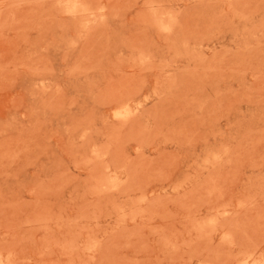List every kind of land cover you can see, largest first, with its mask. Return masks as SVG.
<instances>
[{
    "label": "rangeland",
    "instance_id": "rangeland-1",
    "mask_svg": "<svg viewBox=\"0 0 264 264\" xmlns=\"http://www.w3.org/2000/svg\"><path fill=\"white\" fill-rule=\"evenodd\" d=\"M0 264H264V0H0Z\"/></svg>",
    "mask_w": 264,
    "mask_h": 264
}]
</instances>
